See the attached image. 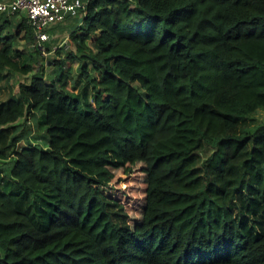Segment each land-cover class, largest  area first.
I'll return each mask as SVG.
<instances>
[{
    "label": "trees",
    "instance_id": "16d2710c",
    "mask_svg": "<svg viewBox=\"0 0 264 264\" xmlns=\"http://www.w3.org/2000/svg\"><path fill=\"white\" fill-rule=\"evenodd\" d=\"M79 12L50 81L15 43L33 27L2 14L0 84L30 77L0 106V264H264V125L248 126L264 111V0ZM35 114L43 148L22 142ZM37 189L55 203L41 224L14 197Z\"/></svg>",
    "mask_w": 264,
    "mask_h": 264
},
{
    "label": "rangeland",
    "instance_id": "374dc122",
    "mask_svg": "<svg viewBox=\"0 0 264 264\" xmlns=\"http://www.w3.org/2000/svg\"><path fill=\"white\" fill-rule=\"evenodd\" d=\"M72 16L73 15H71L70 17ZM68 37L66 35L59 36L53 40H50L48 43H44L42 48L43 50H40V52H35L32 46H30L29 44H25L20 40H16L15 43L19 49L26 50L27 57L28 59L30 58L29 61L35 67L34 70L36 71L41 67L44 71L46 80L50 81L55 78L56 65L49 62V60H54V58L56 57V51L61 50V58L66 60L68 59V54L74 52V49L69 46ZM51 42H53V44H51ZM52 45L56 47V50L50 52L49 49L52 48ZM67 62L68 63L63 64V69L71 73L74 79L78 80V96L81 101V108L83 111H85L87 109L85 98V94L88 91L87 85L85 84L83 76L81 74V70L78 67L79 64L77 62ZM29 77L30 76L23 77L20 75H10L9 73H6L3 82L0 84V106L4 101L16 96L19 91V83L29 82ZM248 123V126L250 127L264 125V111L257 110L254 114L250 115L248 117ZM22 129L23 131H27V134L22 139V142H29L30 144L42 148L46 146L45 128L42 126L40 114L31 115L28 118L27 124H23ZM0 167L5 168L0 174V181L2 183L3 190L7 193H10L11 180L8 176V172L11 168V165L7 164V162H0ZM14 197L16 200H18L20 206L24 210L28 211L39 224L43 223L42 215H48L51 212V209H53V207L55 206L50 192L45 189H37L30 192H21L19 194H14Z\"/></svg>",
    "mask_w": 264,
    "mask_h": 264
},
{
    "label": "built area",
    "instance_id": "2783aa9c",
    "mask_svg": "<svg viewBox=\"0 0 264 264\" xmlns=\"http://www.w3.org/2000/svg\"><path fill=\"white\" fill-rule=\"evenodd\" d=\"M86 4L77 0H0V14L9 17L24 16L34 29L35 43L32 48L43 50V44L51 40L49 30L63 23L67 17L84 10ZM56 50L53 47L52 51Z\"/></svg>",
    "mask_w": 264,
    "mask_h": 264
},
{
    "label": "crops",
    "instance_id": "0c3cea01",
    "mask_svg": "<svg viewBox=\"0 0 264 264\" xmlns=\"http://www.w3.org/2000/svg\"><path fill=\"white\" fill-rule=\"evenodd\" d=\"M2 1H10V0H2ZM82 2L83 4H87L88 0H77ZM84 14L79 12L73 15L72 17L68 18L61 24L54 25L50 30H49V35L51 37V40L55 39L56 37L59 36H69L71 33H74L77 31L78 27L81 25V20L83 18ZM21 15H18L12 21L14 23L19 22ZM24 17V16H23ZM3 15L0 14V26L3 23ZM53 44V42H51ZM54 45H52V48L50 49V52H52ZM19 49V48H18Z\"/></svg>",
    "mask_w": 264,
    "mask_h": 264
}]
</instances>
